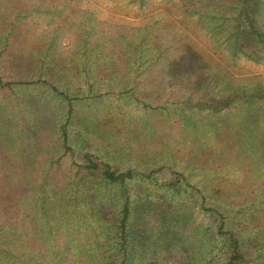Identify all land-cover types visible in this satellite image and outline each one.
I'll list each match as a JSON object with an SVG mask.
<instances>
[{
  "label": "rangeland",
  "instance_id": "obj_1",
  "mask_svg": "<svg viewBox=\"0 0 264 264\" xmlns=\"http://www.w3.org/2000/svg\"><path fill=\"white\" fill-rule=\"evenodd\" d=\"M0 74L11 82L0 86V242L25 264H97V211L117 207V188L81 182L86 152L120 169L168 167L129 183L149 226L168 210L201 239L216 231L205 199L264 264V101L220 113L187 102L263 87L264 61L217 46L181 0H0ZM170 168L200 192L168 188ZM144 238L136 264L153 260Z\"/></svg>",
  "mask_w": 264,
  "mask_h": 264
},
{
  "label": "trees",
  "instance_id": "obj_2",
  "mask_svg": "<svg viewBox=\"0 0 264 264\" xmlns=\"http://www.w3.org/2000/svg\"><path fill=\"white\" fill-rule=\"evenodd\" d=\"M129 1L141 4L144 2ZM181 2L185 12L199 19L201 26L207 29L217 46H225L235 58L264 61V0H181ZM10 85L11 82L4 81L0 74V86ZM66 99L72 106L69 96H66ZM263 101L264 86H257L237 88L228 94L210 93L198 101L190 98L187 102L191 108L209 109L213 113H220L237 103L251 108ZM62 131L64 147L69 150L71 146L66 125H63ZM82 160L78 170L82 174L81 182L98 183V188H104L106 193L117 188V207L113 198L112 204L115 206L113 210L97 211L107 232L103 248L95 257L97 264H136L137 244L143 236L146 240L150 239L153 245L154 252L151 256L153 260L150 264H167L173 257L177 258L180 264H251L252 256L243 234L229 225L224 210L218 206L207 205L205 199L201 203V208L213 218L216 231L199 230L201 239L199 236L192 237L188 234L184 221L168 210L158 215L159 220L155 225L157 232L149 226L150 212L143 210L141 208L143 206L134 207L133 189L129 183L134 180L154 181L158 178V173L168 167L160 166L150 170L135 167L120 169L91 152L82 154ZM170 169L172 177L164 181L168 188L181 189L186 185L198 189L190 182L185 172ZM46 176L49 177V172ZM197 191L200 192L199 189ZM197 238L203 246H206L207 243H203L206 240L210 245L207 247L201 245V248L197 249L195 245ZM178 252L181 255L175 256ZM0 257L13 261L14 264H25L13 243L6 246L4 242H0Z\"/></svg>",
  "mask_w": 264,
  "mask_h": 264
}]
</instances>
